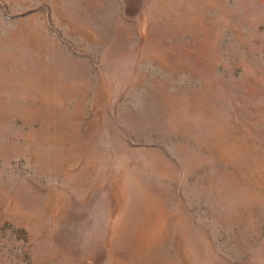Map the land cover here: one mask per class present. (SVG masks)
<instances>
[{
	"label": "rangeland",
	"instance_id": "374dc122",
	"mask_svg": "<svg viewBox=\"0 0 264 264\" xmlns=\"http://www.w3.org/2000/svg\"><path fill=\"white\" fill-rule=\"evenodd\" d=\"M0 264H264V0H0Z\"/></svg>",
	"mask_w": 264,
	"mask_h": 264
}]
</instances>
